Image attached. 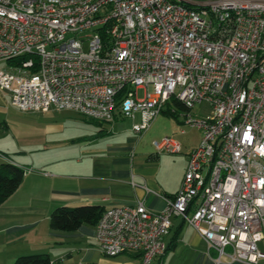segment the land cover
<instances>
[{"label": "built area", "instance_id": "built-area-1", "mask_svg": "<svg viewBox=\"0 0 264 264\" xmlns=\"http://www.w3.org/2000/svg\"><path fill=\"white\" fill-rule=\"evenodd\" d=\"M1 64L0 89L23 112L139 115L142 135L177 100L183 126L202 131L176 194L143 186L162 210L105 208L94 234L105 256L152 264L181 218L215 264H263L264 0H0ZM202 103L209 111L195 114ZM153 145L182 151L172 136Z\"/></svg>", "mask_w": 264, "mask_h": 264}, {"label": "crops", "instance_id": "crops-1", "mask_svg": "<svg viewBox=\"0 0 264 264\" xmlns=\"http://www.w3.org/2000/svg\"><path fill=\"white\" fill-rule=\"evenodd\" d=\"M11 102L10 93L0 89V166L9 162L32 170L25 172L20 186L0 205V264H14L19 255L33 253L48 254L54 264H141V257L134 253L105 256L94 239L95 225L56 230L50 226V214L59 206L107 208L135 205L139 200L153 210H162L165 201L161 195L148 193L143 186L168 196L176 194L189 154L202 139L201 130L183 126L180 114L184 108L174 104L176 118L163 113L170 117L164 136L180 141L182 151L157 154L155 149L139 151V147L148 137L160 138L152 131L163 121L162 114L148 131L138 135L132 126L123 127L118 116L99 122L79 120L70 114L72 110L22 111L39 113V118L32 119L43 122L39 130L25 137L11 127ZM195 131L201 138H196ZM36 151L44 152L41 161L34 156ZM177 229L176 247L156 258L158 264H176L177 260L179 264H215L217 252L209 250L198 232L181 218L174 219L168 245ZM181 245L183 251L177 254Z\"/></svg>", "mask_w": 264, "mask_h": 264}, {"label": "trees", "instance_id": "trees-1", "mask_svg": "<svg viewBox=\"0 0 264 264\" xmlns=\"http://www.w3.org/2000/svg\"><path fill=\"white\" fill-rule=\"evenodd\" d=\"M174 104L179 108H184L182 103L177 100L174 101ZM164 113L174 118L177 117L174 112L169 110ZM24 174V168L12 163L6 162L0 166V205L20 186ZM104 210L105 208L99 205L59 206L50 214V226L56 230L75 231L83 224L96 225ZM178 236L179 229L175 231L167 251L176 247ZM14 264H54V262L46 253H33L19 255L15 259Z\"/></svg>", "mask_w": 264, "mask_h": 264}, {"label": "rangeland", "instance_id": "rangeland-1", "mask_svg": "<svg viewBox=\"0 0 264 264\" xmlns=\"http://www.w3.org/2000/svg\"><path fill=\"white\" fill-rule=\"evenodd\" d=\"M4 65L5 64H1L0 67L2 68V67H4ZM138 92H139V96L140 97L144 95V89H140ZM10 106H11V113L13 112L12 117H10L11 127L12 128L14 127L18 131L19 134H22L23 136L28 137V136L31 135L30 133L33 130H39L38 126L42 125L41 123H43V122H40L39 120L32 119V118H39L38 115H36V114H39V113H36V114H32V113H30V114H26V113L21 114L23 112L21 110L17 109L13 104L10 105ZM200 111H203V112L209 111V105H207L205 103H202V104L197 105L193 109V112L195 114L199 113ZM68 113H70V112H68ZM73 113H70V114H72L75 117L79 118V120L83 119L82 116H80L78 113L77 114L75 112H73ZM118 117L120 118V119H117L118 122L121 123L123 125V127H126V128H129L130 126H132L134 121H139V115H137L135 120H132L130 118H126V117H123V116H118ZM161 117H162L163 121L157 123V126H154L153 127V131H152L153 134L157 135V137H160L158 139H161L162 137H165L164 136L165 135L164 132L168 128V124H169L168 123V119L170 118L167 115H163V114L161 115ZM164 118H166V119H164ZM194 134H195L197 139L201 138L200 133H198L197 131H195ZM155 140H154V138L152 139V138L148 137L140 145L139 151H141V150H151V149L154 150L155 147H153L152 141L154 142ZM199 143H200V141H199ZM44 155L45 154L42 151H36L34 153V156L39 161L42 160ZM259 246H260V248H262L264 250V241L260 242ZM182 251H183V245H181V247H180L179 251L177 252V254H179V253L181 254ZM155 259L156 258H154L152 260V264H158V261L155 260ZM177 261L178 262H176V264H179V260H177ZM180 264H182V263L180 262Z\"/></svg>", "mask_w": 264, "mask_h": 264}]
</instances>
